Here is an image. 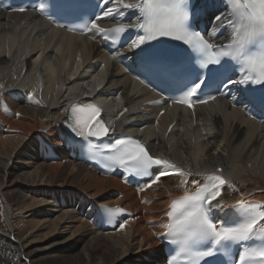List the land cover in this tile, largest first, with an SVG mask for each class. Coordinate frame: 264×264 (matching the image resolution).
<instances>
[{
  "label": "bare ground",
  "instance_id": "obj_1",
  "mask_svg": "<svg viewBox=\"0 0 264 264\" xmlns=\"http://www.w3.org/2000/svg\"><path fill=\"white\" fill-rule=\"evenodd\" d=\"M198 1L212 22L224 16L219 0ZM101 53L83 38L47 29L31 13H0V264H163L153 238L158 228L147 224L183 185H197L206 175L218 174L232 185L221 189V207L214 209L221 216L237 201L264 205V128L222 102L193 113L173 108L155 118L156 110L142 108L148 93ZM96 62L104 69L97 71ZM32 90L38 97L26 102ZM99 96L107 98L103 116L111 123L122 127L132 114L145 120L151 151L185 175L163 180L156 194L154 189L138 199L117 180L64 162L57 148L65 108ZM43 143L56 147L55 161L37 153ZM116 190L122 199L114 197ZM81 197L122 204L138 216L117 233L100 234L77 214ZM151 198L157 200L149 205Z\"/></svg>",
  "mask_w": 264,
  "mask_h": 264
},
{
  "label": "snow or ice",
  "instance_id": "obj_2",
  "mask_svg": "<svg viewBox=\"0 0 264 264\" xmlns=\"http://www.w3.org/2000/svg\"><path fill=\"white\" fill-rule=\"evenodd\" d=\"M219 3L226 8L227 16L214 18L208 38L193 27V20L202 14L194 0H103L106 10L101 9L102 15L95 14V18L87 19L85 14H78L81 5L77 0H59L53 7L67 15H74L80 21L75 27L57 25L67 27L68 31L94 33L109 39L112 34H125L129 29H135L137 36L129 48L139 49L142 54L138 70L140 75L147 79L149 76L175 74L178 77L175 89L178 95L172 103L192 107L194 103L206 104L215 100L216 96L207 90L220 91L221 85L225 89L231 84L264 85V0H219ZM108 4L112 7H107ZM34 8L47 17L45 3ZM125 10H131L137 19L111 28L101 27L98 23L105 17L124 16ZM14 11L23 12L25 9ZM225 26L229 29L227 42H210ZM160 38L177 41L186 47L178 55L146 50L145 45ZM210 65L218 67L211 68ZM229 68L233 72L238 71L240 79L226 77L225 83L221 76ZM201 69H206L207 75L202 74ZM248 103L253 107L264 106V92L257 95L252 90ZM70 127L77 137L85 141L110 138V129L105 126L101 111L95 106L75 110ZM105 147L113 153L110 159L127 175L149 178L144 187H150L162 177L173 174L172 170L175 174L185 175L169 160L151 155L139 140L130 137L112 139ZM157 166L161 168L152 178L150 169ZM225 184L232 187L221 176L208 175L195 192L186 193L169 205L168 223L162 225L166 230L165 239L174 246L176 253L171 255L169 264H177L181 256L182 264H264V205L237 201L230 221L215 220L213 209L221 207L218 198ZM214 201L217 203L214 204ZM106 211L117 215L121 209ZM234 246L241 249L238 258H232L230 262L227 259H208L219 254L231 257Z\"/></svg>",
  "mask_w": 264,
  "mask_h": 264
},
{
  "label": "rangeland",
  "instance_id": "obj_3",
  "mask_svg": "<svg viewBox=\"0 0 264 264\" xmlns=\"http://www.w3.org/2000/svg\"><path fill=\"white\" fill-rule=\"evenodd\" d=\"M25 172H28V170H27V169H25ZM169 179H171V178H167V179H166V181H167V180H169Z\"/></svg>",
  "mask_w": 264,
  "mask_h": 264
}]
</instances>
